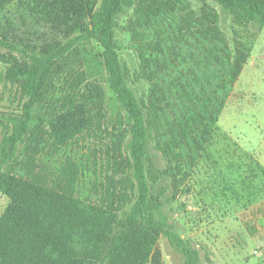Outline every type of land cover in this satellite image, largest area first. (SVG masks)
<instances>
[{"label": "trees", "instance_id": "1", "mask_svg": "<svg viewBox=\"0 0 264 264\" xmlns=\"http://www.w3.org/2000/svg\"><path fill=\"white\" fill-rule=\"evenodd\" d=\"M12 1L0 0V78L16 88L20 110L0 139V193L8 198L0 264H162L160 235L180 250L183 264H199L187 240L156 218L161 202L148 180L147 142L168 163L159 176L178 185L191 173L250 51V40L233 38L231 47L207 3L246 26L264 24V0H15L9 18L3 11ZM192 2L205 5L197 12ZM128 8L139 77L148 83L141 99L127 85L115 34ZM20 19L61 38L21 40ZM88 40L100 45L109 88L124 109L110 127L103 87L67 67ZM36 105L44 114L31 124ZM86 136L102 146L92 149L93 176L81 196L80 163L68 153L56 159Z\"/></svg>", "mask_w": 264, "mask_h": 264}, {"label": "rangeland", "instance_id": "2", "mask_svg": "<svg viewBox=\"0 0 264 264\" xmlns=\"http://www.w3.org/2000/svg\"><path fill=\"white\" fill-rule=\"evenodd\" d=\"M202 5L205 4L192 2L197 12ZM207 5L217 11L218 25L231 47L233 38L239 42L250 40V51L210 140L191 173L178 185L172 177L158 175L168 163L148 140L145 159L148 180L151 192L161 202L156 218L165 228L187 240L189 248L196 250L199 264H264V24L255 20L246 26L233 25L227 10L213 1ZM15 8L13 0L5 5L3 13L10 18ZM131 13L132 9L128 8L118 15L115 34L120 45L119 56L129 70L127 85L141 99L148 92V83L139 77L138 59L128 29ZM18 33L21 40L38 45L46 39L61 38L33 19H20ZM1 50L17 55L14 50ZM67 67L84 71L90 80L103 87L105 122L110 127L124 109L109 88L100 45L95 40L81 43L78 54L68 58ZM3 70L0 61V74ZM19 110L16 88L0 78V139L11 126L10 117ZM43 114L42 106L36 105L31 124ZM100 146L95 138L79 137L57 155L56 161L68 153L80 163L81 196L86 195L93 176L92 149ZM7 204L8 198L0 193V214ZM129 208L130 204L125 210ZM158 248L162 264H183L180 250L164 235L158 239Z\"/></svg>", "mask_w": 264, "mask_h": 264}]
</instances>
